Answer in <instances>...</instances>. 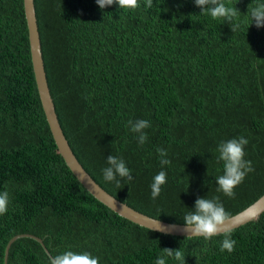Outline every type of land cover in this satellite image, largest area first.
I'll return each mask as SVG.
<instances>
[{"label": "trees", "instance_id": "obj_1", "mask_svg": "<svg viewBox=\"0 0 264 264\" xmlns=\"http://www.w3.org/2000/svg\"><path fill=\"white\" fill-rule=\"evenodd\" d=\"M236 8L228 22L201 13L194 0H140L135 9L96 0H34L46 77L63 132L86 171L106 191L150 216L184 223L197 198L219 197L229 216L264 193V27L250 8L264 0H223ZM145 119L137 142L128 121ZM244 136L247 174L229 198L217 191L221 141ZM157 148L168 152L163 168ZM109 155L122 157L134 179L105 181ZM167 182L155 200L150 185ZM0 264L10 238L40 237L52 256L89 252L99 264H155L164 248L186 264H264V211L231 229L235 250L210 240L139 226L96 200L58 153L31 63L23 0H0ZM30 237H19L7 264H48ZM166 264H179L173 257Z\"/></svg>", "mask_w": 264, "mask_h": 264}, {"label": "clouds", "instance_id": "obj_2", "mask_svg": "<svg viewBox=\"0 0 264 264\" xmlns=\"http://www.w3.org/2000/svg\"><path fill=\"white\" fill-rule=\"evenodd\" d=\"M199 6L201 13L210 15L213 19H222L228 22L233 32H235L240 24L236 21L238 16L236 8L228 7L223 0H194ZM96 3L101 9L107 6L117 4L119 9H135L139 7L140 0H96ZM146 7L151 8L153 0H145ZM252 23H255L257 28L264 27V2L250 8ZM128 127L133 133L137 134V142L139 145H144L147 142L148 136L144 131L151 126L150 122L145 119L135 121L129 120ZM249 143L248 139L240 136L238 139L233 138L227 141H221L218 145V161L223 162V174L216 177L218 185L217 191H221L229 198H234L236 193L234 189L243 182L248 173L254 171L252 162L245 159V146ZM157 153L160 157V165L163 168L171 164L168 159V152L164 148H157ZM107 166L102 169L103 178L108 182H115L120 185L119 178H126L130 183L134 176L131 174V169L126 166V162L122 157L109 155L106 159ZM167 182L166 171L161 170L153 178L150 185L151 198L155 200L159 197L162 185ZM9 193L4 191L0 193V215H4L8 211ZM229 214L226 212L219 197L212 199L206 197L197 198L195 208L185 214L184 229L186 237H203L205 240H210L217 235H223L224 239L221 243L220 250L229 253L235 250L236 241L231 239V230L226 228ZM173 257L179 264H186L185 255L179 249L164 248L162 256L158 257L155 264H166V258ZM48 264H99V258L93 256L89 252H74L71 250L65 251L62 254L49 256Z\"/></svg>", "mask_w": 264, "mask_h": 264}, {"label": "water", "instance_id": "obj_3", "mask_svg": "<svg viewBox=\"0 0 264 264\" xmlns=\"http://www.w3.org/2000/svg\"><path fill=\"white\" fill-rule=\"evenodd\" d=\"M23 10L27 25L28 42L31 54V63L35 77V83L40 99V103L45 114L52 138L55 142L58 153L63 158L66 166L71 170L79 183L99 202L119 216L150 230L163 234L175 236H187L184 229V223L170 222L145 214L127 203L119 200L114 195L106 191L99 185L94 178L86 171L74 154L70 144L60 125L54 101L52 99L44 62L41 51L40 36L38 31L37 18L35 13L34 0H23ZM264 211V193L260 195L253 203L239 212L229 216L226 228L234 229L251 220L256 219ZM30 237L38 241L45 252L52 256L45 247L43 240L33 234L21 233L13 236L7 242L4 251V262L7 264L8 250L13 241L19 237Z\"/></svg>", "mask_w": 264, "mask_h": 264}]
</instances>
